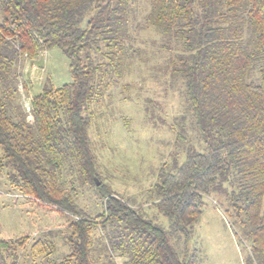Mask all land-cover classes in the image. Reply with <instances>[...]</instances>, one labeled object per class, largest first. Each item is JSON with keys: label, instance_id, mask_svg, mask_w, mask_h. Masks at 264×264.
I'll list each match as a JSON object with an SVG mask.
<instances>
[{"label": "trees", "instance_id": "16d2710c", "mask_svg": "<svg viewBox=\"0 0 264 264\" xmlns=\"http://www.w3.org/2000/svg\"><path fill=\"white\" fill-rule=\"evenodd\" d=\"M133 13L130 0H0V151L23 195L70 216L71 254L54 264H95L98 223L106 246L125 264H194L178 251L173 233L188 243L205 197L214 193L226 198L225 213L243 246L249 244L245 264H264V0H149L146 22L176 46L171 71L184 80L204 145L188 148L154 186L156 208L172 231L97 186L84 115L129 66ZM55 47L69 60L71 81L34 94L29 121L12 110L15 66L20 57L35 61ZM67 164L101 190V215L93 219L79 208L62 179ZM24 243L1 242L0 264H17Z\"/></svg>", "mask_w": 264, "mask_h": 264}, {"label": "rangeland", "instance_id": "374dc122", "mask_svg": "<svg viewBox=\"0 0 264 264\" xmlns=\"http://www.w3.org/2000/svg\"><path fill=\"white\" fill-rule=\"evenodd\" d=\"M130 1L134 13L129 66L122 77L110 78L104 96L89 102L84 115L90 119L88 135L96 157L97 186L103 184L140 208L146 218L172 231V221L156 208L154 186L161 171L185 160L188 148L202 150L204 145L184 80L171 71L176 46L146 22L149 0ZM68 66L67 56L58 47L41 52L35 61L20 57L15 66L19 79L11 98L13 112L23 111L32 121V97L46 84L59 87L69 83ZM2 156L0 151V243L25 240L17 251V264L59 262L71 254L70 216L23 195ZM62 179L67 189L73 188L83 212L93 219L104 212L106 198L76 165L67 164ZM204 201L188 243L184 236L173 233L178 251L194 264H245L249 244L243 246L237 237L238 230L225 213L226 198L214 193ZM92 239L95 264H125L124 258L106 246L103 223L94 226Z\"/></svg>", "mask_w": 264, "mask_h": 264}, {"label": "water", "instance_id": "95a60500", "mask_svg": "<svg viewBox=\"0 0 264 264\" xmlns=\"http://www.w3.org/2000/svg\"><path fill=\"white\" fill-rule=\"evenodd\" d=\"M97 184H99V183L97 182Z\"/></svg>", "mask_w": 264, "mask_h": 264}]
</instances>
